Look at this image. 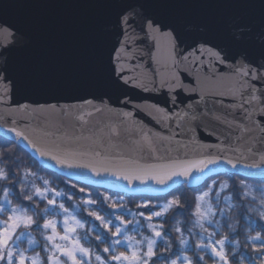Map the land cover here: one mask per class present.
I'll return each instance as SVG.
<instances>
[{"label": "water", "instance_id": "obj_1", "mask_svg": "<svg viewBox=\"0 0 264 264\" xmlns=\"http://www.w3.org/2000/svg\"><path fill=\"white\" fill-rule=\"evenodd\" d=\"M127 4L142 14L147 4L148 15L210 43L186 39L175 58L187 59L175 65L163 34L169 29L153 35L139 19L127 31L116 26L117 6ZM261 9L264 0H0V69L9 67L0 78V136L55 174L120 194L162 197L224 174L264 181V67H257L264 61L244 76L238 62L222 64L208 50L227 48L241 24L258 29ZM99 72L128 83L105 95L91 87ZM16 132L85 162L147 165L211 155L219 163L190 182L129 183L41 162Z\"/></svg>", "mask_w": 264, "mask_h": 264}, {"label": "snow or ice", "instance_id": "obj_2", "mask_svg": "<svg viewBox=\"0 0 264 264\" xmlns=\"http://www.w3.org/2000/svg\"><path fill=\"white\" fill-rule=\"evenodd\" d=\"M148 7L147 4L139 6L140 9H144L142 14L136 5H118L116 26L127 31L139 19L144 28L153 35L160 34L162 28L169 29L163 34L168 37L169 51L175 65L187 59V57H181L179 60L175 58L186 39L202 45L210 43L209 39L199 34H185L171 22L166 23L148 15ZM215 47L213 45V48ZM208 50L212 51L214 59L220 63L238 62L244 76L251 75L249 66L254 65L256 60L264 61V9L259 13L258 29L248 24H241L230 39L227 48L219 51H213L212 48ZM257 67H264V64ZM8 71V66L0 69V78ZM121 81L124 84L128 83L127 78L123 76L113 78L99 72L95 75L91 87L107 95L106 90L119 91L122 88ZM27 86L26 83L20 85L21 88ZM178 86L177 80L173 87ZM86 102L92 103V101ZM132 115L131 112L123 113L125 118H131ZM16 135L27 141L41 162L47 158L55 161L61 169H85L96 176L110 173L129 183L154 181L165 185L174 178L180 177L190 182L194 173L207 172L211 166L219 163V158L211 155L198 159L147 165H138L131 161L118 165L105 163L102 160L85 162L76 159L78 155L76 153L62 151L54 145L37 146L22 132H16ZM143 138L148 139L147 135ZM4 158V154L0 153V160ZM228 163L232 164L233 169L236 168L231 161ZM23 175L24 179L18 180L15 169L9 170L0 166V264H25L26 261L29 264H206L205 256L212 259L213 264H244L246 259L249 260V264H255V259L243 255L237 257L240 241L235 235L239 218L234 219L230 215L237 207L232 203L231 195L223 197L226 207L219 210V219L216 218L217 213L211 201L214 198L219 204L220 193L230 187L238 192L241 199L259 191V206L253 208L244 205L243 207L248 212L257 213L260 219L264 220V188L254 189L243 180L238 187L234 183L230 184L228 180L222 182L213 180L195 197L194 210L188 206V214L193 218L190 226L182 228L183 221L177 217L185 211L186 206L179 197L174 196L163 204H155L150 200L143 201L138 203L136 208L151 209V211H132L123 201H113L109 196L97 201L91 193H85L84 187L78 189L79 193H85L84 196L79 197H76L75 191L69 193L59 190L51 180L40 176L30 168ZM30 176L34 178L31 181L28 180ZM36 180L40 181L39 186ZM71 188L75 190L77 186L72 184ZM74 197H76L75 202L70 203ZM256 199V196H251V201L255 202ZM105 204L112 211H107ZM84 213L87 215L85 216ZM169 213L172 214L171 217ZM96 221L99 224H96ZM173 221L174 226L166 230L165 225ZM58 225H60L59 230ZM145 227L150 231V235H144ZM225 228L228 232L224 231ZM247 228L248 232L253 230L251 221ZM196 229H199V232H196ZM34 232H38L44 238L42 248L46 254L44 259L39 252L34 256L26 255L27 251H35L40 246L33 235ZM172 232L177 236L172 237ZM229 233L233 235L230 237ZM262 233L264 226L260 227L254 236L249 237L254 251L264 249ZM136 235L142 238L137 240ZM192 237L196 239L194 256L190 257L186 253L192 247L189 243ZM174 239L179 242V253L172 251ZM24 241H27L28 249L21 247ZM229 246L232 248L231 256L234 258L232 260L229 259L227 251ZM259 259L264 262V255Z\"/></svg>", "mask_w": 264, "mask_h": 264}, {"label": "trees", "instance_id": "obj_3", "mask_svg": "<svg viewBox=\"0 0 264 264\" xmlns=\"http://www.w3.org/2000/svg\"><path fill=\"white\" fill-rule=\"evenodd\" d=\"M0 153L4 154V159L0 160V166L5 167L6 169L16 170V178L18 180L24 179V172L27 169H31L33 172L38 173L40 176H43L46 179H49L53 182L55 186L58 187L59 190H64L69 193L76 192V197L84 196L85 193H91L92 196L97 199V201H100L102 197L109 196L113 201H123L127 205L129 209L132 211H145L149 212L151 209H137L136 205L138 203H141L143 201L150 200L152 203L155 204H163L167 202L168 200H171L174 196L179 197L182 201V203L185 204V211L180 214L179 217H177L179 220L183 221L181 224L182 228H186L190 226L191 217L188 214V206H190L193 210L195 207V197L201 193L202 190L205 189L206 185H210L213 180L217 182H222L224 180H228L230 184H235L237 187L240 185L241 180L244 181L245 184L249 186H254L255 189L264 188V181H258V180H249L243 177H240L238 175L234 174H224V175H218L211 177L209 180H207L203 185L198 187H189L188 185H184L176 189L175 191L169 193L168 195L162 196V197H152V196H132V195H126V194H120L118 192L108 191L105 189L95 188V187H87L84 185H80L78 183H75L67 178H64L61 175L55 174L47 169H45L43 166H41L37 160L26 150H24L19 144L10 141L4 137L0 136ZM33 177H28V180H33ZM37 185H40V181L36 180ZM75 184L77 188L74 190L71 188V185ZM80 187L85 188V193H79L78 189ZM259 192V191H258ZM231 195L233 204L237 207L230 213V215L233 216L234 219L239 218V223L237 225V234L235 235V238L240 241L239 244V250L237 252V257L243 255L244 257H247L249 259H255V264H264L259 257L264 255V249H261L259 251H254L252 248L251 241L249 239L250 236H254L256 234V231L260 230V227L264 226V220H261L257 213L255 212H248L243 207L244 205H247L249 207H253V202L248 199L244 198L241 199L238 192L234 191L232 187L228 188L224 191V193L221 195V198L223 199L224 196ZM76 197H74V200L70 203H74L76 200ZM214 197V193H213ZM15 203V201H14ZM25 203H28L25 201ZM212 203L216 205L217 215L216 218L219 219V210L222 209L220 206L217 207V202L214 198H212ZM258 204V202H256ZM119 206V204L117 205ZM256 206V205H255ZM105 209L107 211H111L110 208L107 207V204H105ZM103 214V213H102ZM86 216L87 214L84 213ZM169 217H171V213L168 214ZM249 221L252 222V228L253 230L251 232H248V224ZM96 224H99L98 221L95 222ZM174 226V221L171 224H166L165 229H169L170 227ZM225 232H228V229H224ZM33 235L39 242V247L32 251L30 254L36 255V252L40 253L41 258H45L46 254L42 251L43 244H44V238L38 233L34 232ZM172 237H176L177 234L175 232L171 233ZM187 235V233H185ZM230 237L233 235L229 233ZM219 238V235L216 237ZM262 239H264V233H262ZM191 242V249L190 251H187L190 257L194 256V246H195V238L192 237ZM172 251L174 253L180 252V245L178 240H173V248ZM227 251L229 252V259H234L231 256L232 248L231 246L228 247ZM106 255V254H104ZM205 262L206 264H213V260L209 259L208 256H205ZM244 264H249V260L246 259Z\"/></svg>", "mask_w": 264, "mask_h": 264}, {"label": "rangeland", "instance_id": "obj_4", "mask_svg": "<svg viewBox=\"0 0 264 264\" xmlns=\"http://www.w3.org/2000/svg\"><path fill=\"white\" fill-rule=\"evenodd\" d=\"M250 187H252V188H254V186H250ZM255 189V188H254ZM224 192H221L220 193V197H221V195L223 194ZM252 195H254V196H256V201L255 202H253V204L252 205H254L253 206V208H255V207H258L259 205L258 204H256V202H258L259 201V196H260V193L258 192V191H256V192H253L249 197H248V199H250L251 200V196ZM212 202V201H211ZM232 203H233V201H232ZM213 204V203H212ZM124 205H126L125 203H124ZM256 205V206H255ZM127 206V205H126ZM221 207V208H225L226 207V202L224 201V199H220V202H219V204H217V207ZM117 207H119V206H117ZM213 208L216 210V205L215 204H213ZM111 211H112V209H110ZM216 213H217V210H216ZM87 214V213H86ZM127 218V217H126ZM155 219V218H154ZM141 220H142V222H143V218H141ZM221 223H223V221H221ZM60 229V225H58V230ZM196 232H199V229H196L195 230ZM143 233H144V235H150L151 233H150V231L145 227L144 229H143ZM142 237L140 236V235H136V239L137 240H139V239H141ZM193 238H195V237H193ZM196 239V238H195ZM37 240V239H36ZM191 241H192V238L190 239ZM57 243H61L60 241H57ZM189 243L191 244V242L189 241ZM21 247L22 248H24V249H28V243H27V241H24L22 244H21ZM38 248V247H37ZM36 248V249H37ZM190 249H191V247L187 250V251H190ZM32 251H27L26 252V255H29V256H34V255H32V254H30ZM187 255H189L188 253H186ZM43 259V258H42ZM61 259H63V257L61 258ZM25 264H29V262L28 261H26L25 262Z\"/></svg>", "mask_w": 264, "mask_h": 264}]
</instances>
